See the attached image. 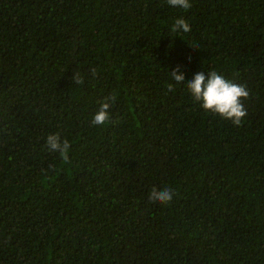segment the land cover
<instances>
[{
	"label": "trees",
	"instance_id": "trees-1",
	"mask_svg": "<svg viewBox=\"0 0 264 264\" xmlns=\"http://www.w3.org/2000/svg\"><path fill=\"white\" fill-rule=\"evenodd\" d=\"M190 4L0 0V264H264V0ZM177 66L246 86L241 125Z\"/></svg>",
	"mask_w": 264,
	"mask_h": 264
},
{
	"label": "clouds",
	"instance_id": "clouds-1",
	"mask_svg": "<svg viewBox=\"0 0 264 264\" xmlns=\"http://www.w3.org/2000/svg\"><path fill=\"white\" fill-rule=\"evenodd\" d=\"M168 5L174 8H182L188 10L191 7L190 0H167ZM174 33H189L191 28L189 23L183 19H176L171 28ZM92 75L95 77L96 70H92ZM172 81L175 84L185 85L188 92L195 102L200 103L205 112H211L221 116L225 120H231L236 126L241 125L242 120L247 115V110L242 101L247 100L249 91L246 86L239 85L231 80L218 74L215 70L207 72H199L193 76L190 81H185L184 75L180 72V67L177 66L170 72ZM76 84H83V77L79 72L74 73L71 78ZM169 91L174 90V84L167 85ZM116 100L115 95L105 97L104 101L100 102L96 114L92 118L94 126L104 125L109 120V110L112 103ZM47 146L52 152L59 153L64 161H69L68 153L70 149L69 142L61 140L60 134H49L47 136ZM149 199L152 202L167 205L173 199V192L170 188L163 189L153 188L150 192Z\"/></svg>",
	"mask_w": 264,
	"mask_h": 264
}]
</instances>
